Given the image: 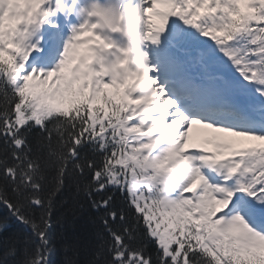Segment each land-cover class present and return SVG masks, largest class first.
Returning a JSON list of instances; mask_svg holds the SVG:
<instances>
[{
  "label": "snow or ice",
  "instance_id": "obj_1",
  "mask_svg": "<svg viewBox=\"0 0 264 264\" xmlns=\"http://www.w3.org/2000/svg\"><path fill=\"white\" fill-rule=\"evenodd\" d=\"M0 264H264V0H0Z\"/></svg>",
  "mask_w": 264,
  "mask_h": 264
},
{
  "label": "bare ground",
  "instance_id": "obj_2",
  "mask_svg": "<svg viewBox=\"0 0 264 264\" xmlns=\"http://www.w3.org/2000/svg\"><path fill=\"white\" fill-rule=\"evenodd\" d=\"M204 132H207V130L194 129L193 135H198V134H201V133H204Z\"/></svg>",
  "mask_w": 264,
  "mask_h": 264
},
{
  "label": "rangeland",
  "instance_id": "obj_3",
  "mask_svg": "<svg viewBox=\"0 0 264 264\" xmlns=\"http://www.w3.org/2000/svg\"><path fill=\"white\" fill-rule=\"evenodd\" d=\"M205 134H209V133L204 132V133H201V134H198V135H194V136H203V135H205ZM232 139H238V138H232ZM244 143H245V142H244Z\"/></svg>",
  "mask_w": 264,
  "mask_h": 264
}]
</instances>
